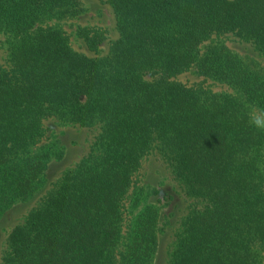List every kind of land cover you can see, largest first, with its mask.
Returning a JSON list of instances; mask_svg holds the SVG:
<instances>
[{"label":"trees","instance_id":"trees-1","mask_svg":"<svg viewBox=\"0 0 264 264\" xmlns=\"http://www.w3.org/2000/svg\"><path fill=\"white\" fill-rule=\"evenodd\" d=\"M108 1L119 36L101 54L105 31L79 27L91 56L63 28L82 0H0V217L67 154L48 118L99 129L12 228L4 264H154L160 206L138 207L135 180L152 151L194 201L167 264H264V130L247 116L264 108V65L226 43L231 34L264 55V0ZM188 71L230 91L178 79Z\"/></svg>","mask_w":264,"mask_h":264},{"label":"rangeland","instance_id":"rangeland-1","mask_svg":"<svg viewBox=\"0 0 264 264\" xmlns=\"http://www.w3.org/2000/svg\"><path fill=\"white\" fill-rule=\"evenodd\" d=\"M82 5L84 10L80 15L63 23L70 43L76 50L94 56L97 54L96 50L88 47L78 30L79 27L101 28L105 31L106 39L98 49L101 54H106L112 40L119 36L114 9L108 0H82ZM226 43L238 54L250 55L264 65V55L260 54L251 42L239 40L234 35L228 34ZM7 55L4 36L0 35V65L7 64ZM178 79L188 85L203 83L204 86L215 91H230L228 86L199 76L193 71L180 74ZM45 124L48 127V134H52L54 139L60 140L65 145L67 154L63 159L52 163L46 185L32 198L13 204L0 217V264H4V257L9 251L8 236L12 228L26 219L31 209L65 170L74 166L89 153L99 133L97 127L59 125L55 118H48ZM135 180L138 185L144 187L145 191L138 207L146 202L160 206V218L164 230L160 233V244L154 264H167L168 248L174 239L175 231L194 201L186 194L182 183L157 151H152L144 157ZM127 204L130 210V202Z\"/></svg>","mask_w":264,"mask_h":264},{"label":"clouds","instance_id":"clouds-1","mask_svg":"<svg viewBox=\"0 0 264 264\" xmlns=\"http://www.w3.org/2000/svg\"><path fill=\"white\" fill-rule=\"evenodd\" d=\"M247 116L251 126L258 130H264V108L250 106Z\"/></svg>","mask_w":264,"mask_h":264}]
</instances>
